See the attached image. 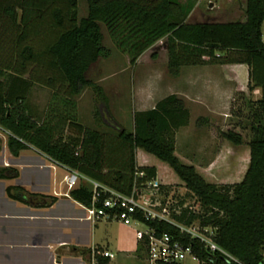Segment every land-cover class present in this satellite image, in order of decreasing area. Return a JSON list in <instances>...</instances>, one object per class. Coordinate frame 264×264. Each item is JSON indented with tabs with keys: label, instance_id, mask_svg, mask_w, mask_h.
<instances>
[{
	"label": "trees",
	"instance_id": "trees-1",
	"mask_svg": "<svg viewBox=\"0 0 264 264\" xmlns=\"http://www.w3.org/2000/svg\"><path fill=\"white\" fill-rule=\"evenodd\" d=\"M195 2L85 0L86 14L78 18L77 0H0V131L10 155L32 147L67 171L122 194H128L133 184L140 187L155 177L153 166H138L135 161L137 148L151 154L172 170L198 205V212L185 206L178 213L171 210L170 216L182 224L197 221L214 228L213 241L232 258L215 253L210 264H258L264 244V39L260 33L264 0H245L243 21L188 23L185 19ZM100 26L131 66L142 52L165 38L170 77L184 66L246 65L247 88H259L260 97L246 100L251 137L239 181L207 182L192 165L176 157L175 133L187 125L189 112L175 94L162 97L150 109L133 111L130 130L110 116L101 123L110 132L78 121L76 97L84 88H92L95 102L106 106L101 87L86 78L88 68L108 56ZM33 84L49 90L38 119L26 106ZM98 113L96 107L94 116ZM220 135L234 146L242 143L240 134L232 130ZM16 176L15 168L0 167V179ZM6 193L24 201L18 186L7 187ZM90 194L84 181L68 192L81 205L89 204ZM146 224L195 245L165 221ZM140 249L139 244L137 254ZM198 255L207 253L200 250Z\"/></svg>",
	"mask_w": 264,
	"mask_h": 264
},
{
	"label": "rangeland",
	"instance_id": "rangeland-1",
	"mask_svg": "<svg viewBox=\"0 0 264 264\" xmlns=\"http://www.w3.org/2000/svg\"><path fill=\"white\" fill-rule=\"evenodd\" d=\"M209 1L196 0L185 21L227 22L238 20L242 16L240 11L243 10L244 0H213L208 6ZM227 2L229 6H225ZM76 5L77 17L85 16V0H77ZM226 10L230 13L227 14ZM100 31L102 44L107 49L108 56L98 58L88 68L86 78L101 87L106 106L95 102L96 95L92 88H84L76 97L78 121L89 128L110 132L101 125L107 122L110 116L116 123L130 130L131 113L142 104L138 102L142 101L146 93L154 97L156 84L169 80L165 67V38L156 41L141 53L135 64L131 66L126 55L112 44L103 26H100ZM260 33L264 38V20L260 25ZM48 95L47 88L36 84L31 86L26 97V106L36 119L42 116ZM246 100L242 93L234 94L230 105L224 112H220L221 114L190 111L187 125L177 130L174 154L195 163L199 167L198 174L207 182L233 183L239 181L245 171L248 158L247 141L251 137L245 118L248 110ZM96 107H98V117L94 116ZM203 118L206 122H202ZM226 130L240 134L242 143L234 146L222 138L220 133ZM3 145H5V134L0 131V154ZM139 151L144 155H137L138 161L155 165L159 179L166 183L160 184L153 195L146 194L157 208L165 204L169 206V211L173 209L177 212L181 207L195 205L194 198L184 189L181 181L165 163L142 150ZM103 223L106 225L99 226V234L104 237L109 236V245L106 247L116 256L112 264H118L120 262L118 259L124 264H138L132 255L139 248L135 228L143 230V226H126L117 221L104 220L101 224ZM101 246L105 247V245Z\"/></svg>",
	"mask_w": 264,
	"mask_h": 264
},
{
	"label": "crops",
	"instance_id": "crops-1",
	"mask_svg": "<svg viewBox=\"0 0 264 264\" xmlns=\"http://www.w3.org/2000/svg\"><path fill=\"white\" fill-rule=\"evenodd\" d=\"M211 3L213 0L208 6ZM225 6H229L228 2ZM244 6L245 0L239 21L244 20ZM226 13L230 11L226 10ZM157 84L154 97L146 93L138 102L142 104L134 111L150 109L157 100L169 94L180 97L189 113L206 114L224 112L236 93H242L252 101L260 97L259 88L248 90L247 67L239 63L184 66L176 77L169 76L168 81ZM139 150H135L136 164L153 166L154 178L161 185L166 184L159 179L155 165L138 161L137 155H144ZM176 157L196 171L199 169L195 163ZM6 166L15 168L17 176L0 179V264H88L91 247L108 250L109 236L99 234V226L106 224H101V219L88 220L82 205L69 197L70 189L63 182V176L68 172L65 168L32 147L12 156L3 145L0 167ZM11 186L23 189L24 201L7 195L6 188ZM134 253L133 257L137 251ZM118 260V264H124Z\"/></svg>",
	"mask_w": 264,
	"mask_h": 264
},
{
	"label": "built area",
	"instance_id": "built-area-1",
	"mask_svg": "<svg viewBox=\"0 0 264 264\" xmlns=\"http://www.w3.org/2000/svg\"><path fill=\"white\" fill-rule=\"evenodd\" d=\"M136 175L141 176L142 173L137 172ZM81 181L90 185L89 204L82 205L88 220L101 219L117 221L126 226H143V230L135 228L136 239L141 245L135 256L138 264H210V257L215 253L224 259H232L213 241L214 228L201 226L197 221L189 224L179 223L170 216L169 206L163 204L156 207L150 198L160 185L155 178L142 182L140 187L133 184L128 194H122L75 171H68L63 176L67 189L76 187ZM188 208L198 212L197 204ZM172 211L178 213L176 210ZM150 220H162L171 224L177 229L179 237H188L195 245L184 243L172 234L156 232L146 224V221ZM200 250L205 251L207 256L200 257ZM88 254V264H111V260L115 258L112 251L97 247H91ZM258 264H264V244Z\"/></svg>",
	"mask_w": 264,
	"mask_h": 264
}]
</instances>
